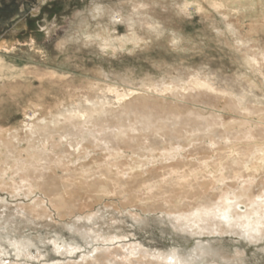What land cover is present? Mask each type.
<instances>
[{
	"label": "rangeland",
	"instance_id": "obj_1",
	"mask_svg": "<svg viewBox=\"0 0 264 264\" xmlns=\"http://www.w3.org/2000/svg\"><path fill=\"white\" fill-rule=\"evenodd\" d=\"M187 1L0 0V38L17 41L14 50L0 51L2 263L129 264L124 245H130L140 251L130 255L132 264L147 259L155 263L161 260V253L172 252H177L185 264H248L253 258L259 264L257 251L264 247V240L248 244L243 238L246 230L221 220L223 212L216 207L225 200L219 190L225 189L233 197L244 186L252 189L251 199L236 204V212L244 215L252 200L263 204L264 165L237 183L216 180L209 195L217 196L194 197L191 204L173 211L164 207L165 196L145 198L149 189L142 179L150 173L137 177L140 181L128 177L137 168L122 171L127 179L123 195L113 188L99 191L101 183L82 185L83 178L91 183L94 178L104 180L99 166L109 160L130 161L132 151L120 156L115 147L108 148L106 142L98 143L92 136L79 144L65 135L73 127L71 116L80 127L89 123L72 115L73 111L98 116L103 109H109L119 114L124 104L135 99V94L128 93L130 88L138 87L136 94L179 104L175 111L185 116L194 111L209 118L210 113H223L226 124L236 127L250 120L257 137L248 143L242 139L236 151L250 156L256 146H263L260 128L264 129V121L259 116L262 112L264 115V0H216L220 8L208 0ZM18 20L28 28L14 29ZM32 37L37 41L35 47L31 45ZM196 79L211 83L216 91L182 89ZM166 84L180 88L185 96L177 94L175 98L170 91L161 94ZM231 98L260 114L257 112L253 118L242 115L244 111L228 105ZM189 128L184 124L176 138L186 139ZM46 129L53 131L52 140L43 137ZM171 139L176 140L170 134L162 135L157 144L162 146L163 141ZM205 140L187 145L185 150L199 146L200 152H192L188 159L216 157V145ZM43 150L52 157L68 154L65 165L57 163L45 172L55 182L54 192L32 184L34 174L23 170V163L34 160ZM165 164L163 160L148 167L162 172ZM87 168L92 170L89 177L85 175ZM72 174H76L75 180L70 179ZM107 182L112 185V179ZM75 185L80 190L73 193L70 190ZM56 186L59 193H55ZM73 194L87 207L77 210L70 204L61 205V196L70 202ZM204 208H216L211 224L204 229L188 225L189 216ZM115 234L119 238L114 241L102 240ZM15 243L22 246L24 254H17Z\"/></svg>",
	"mask_w": 264,
	"mask_h": 264
},
{
	"label": "bare ground",
	"instance_id": "obj_2",
	"mask_svg": "<svg viewBox=\"0 0 264 264\" xmlns=\"http://www.w3.org/2000/svg\"><path fill=\"white\" fill-rule=\"evenodd\" d=\"M208 1H212L214 6L220 8V5L217 4L216 0H208ZM190 3L191 1L188 0L187 4ZM19 23L22 24L20 26L22 28L27 26L25 25L24 21L18 20V22L14 23L15 25L13 26V28ZM31 41H32L31 45L35 47V45L37 44L36 39L32 37ZM16 42L17 41H12V40L7 41L6 39H3L1 37L0 51L4 50L6 52H10L14 50L17 45ZM1 60L2 59L0 57V61ZM2 64L0 65V75H2ZM200 88L201 89L203 88L208 91H216V89L211 85V83L209 84L208 82H201L197 79L196 81H191V82L189 81L188 87H183L182 89L195 90ZM138 91H139L138 87L130 88V91L128 93L135 94L136 95L135 99L133 100V102H128L124 104V109L119 114L117 112L116 114H114L112 110L109 109L108 110L103 109L104 106L102 108L103 110L101 109L102 111L97 114L98 116L93 115L95 113L90 114L87 112H82V110L73 111L72 115L77 117H82L84 119V122L89 120L88 121L89 123L86 122L83 124L82 127H80L79 124L75 123L72 120L73 118L71 116L70 124L73 127L65 131L66 132L65 135L69 138L70 141L75 140L77 141V143L81 144V141L85 140L86 137L89 135L92 136L98 143L99 141L106 142L108 144L107 145L108 148L115 147L116 154H120V156H123L122 153H125L128 150L132 151V154L129 155L130 161L109 160V161H105L103 163V166H99V173H101L102 176L105 177L104 180L102 178L99 179L94 178L92 179L94 182L91 183L89 182V180L83 178L80 182L82 185L93 187L96 184L101 183L99 187V191L109 192L113 188L114 190L117 191L116 193L121 194L125 192V190L127 189L125 186L127 179L123 177L122 171L133 170L137 168L138 170L132 172L131 174L129 173L128 177L135 178V180L140 181V179H138L137 177H140V175L145 172L150 173L148 177L142 179V181H144L146 188L149 189V192L148 193L146 192L147 197L145 198L165 196L163 198L165 204L164 207L167 210L174 211L175 209L180 210L183 207V205L186 206L191 204V201L194 197L195 198L199 197V199L200 198L206 199V197H212L214 195L217 196L216 193L209 195V190L211 187H213L216 180L231 179L233 183H237V181H239L240 178H244L247 175H252L253 171L257 170V166H259L260 164L264 165V144L263 146H256L255 144L257 148L255 150L253 149V152L252 154L250 153L251 154L250 156L249 154H246L243 151L237 152L236 149L239 150V148H235L237 144H239L240 142L242 143V139H246V143H248V140L254 139L256 129L255 130L253 129L250 120L248 122L246 121L240 122L241 123L239 124L240 126L236 127L235 124H226L225 122L226 119L223 116V113L222 115L221 114L215 115L210 113L211 115L209 116L212 118H209L205 116L203 112L194 111L191 112V114L185 116L175 111V109L179 108V104L167 102L145 94H136L138 93ZM167 91H170L175 98H177V94H181L182 96H185V94L180 91V88H175L173 85L166 84L161 94L164 93L163 95H167ZM140 92H142V90H140ZM233 96H237V95L235 94ZM105 99L107 98H104V100ZM228 101H229L228 105L234 107L235 109H240V111L241 110L244 111V112L241 111L242 112L241 114L244 116L245 115L249 117L252 116L253 118V116L258 115V113L260 114V112H258L257 109L255 110V109H250L249 107H243L244 104L241 100L240 102L242 103H236V101L232 98ZM86 102L88 101L83 102V104ZM118 102L120 104V101ZM89 104L91 103L89 102ZM241 104H243V106ZM91 106L93 107V105ZM111 106L113 107V105ZM204 107H202V109ZM111 112L113 113V115L111 114L112 117L109 118L108 115ZM259 117L261 120L264 121L263 112ZM83 119H81L80 122L83 121ZM184 124L190 126V128L187 129L188 132L190 131V134L186 136V139L184 140L180 138L178 139L176 137H178V133L180 132V129ZM257 130H259V128ZM260 131H261L260 134L264 137V129L262 128L261 130L260 128ZM168 134H170L176 140L173 139L169 141L165 140L163 141V143L164 142L165 143L162 146H159L157 144L159 141L158 139L161 138L162 135L166 136ZM151 135H154V137L151 138L150 137ZM43 137L47 138L48 140H52L53 131L46 129L45 133L43 134ZM201 139L202 140L208 139L211 145H216V148H213L217 150L216 157L194 156L193 159H188V155L191 154L192 152L200 153L198 152L197 149L199 146L193 147V149H189V150H185V148L189 143L194 144ZM110 153L113 154L114 152H110ZM65 157H68V154L65 152L63 155L52 157L46 153V150H43L39 156L34 158V160L28 162L25 161V163H23V170L27 171V173L34 174L35 176L34 180L36 181L33 180L31 182L32 184L38 185L39 188L41 189H47L48 191L54 192L53 186L55 185V182H52L51 176H46L45 172L52 170L55 166L58 165L57 163L60 162L63 163ZM163 160L166 161L167 164L164 165L165 170L162 172L154 171L155 170L154 168L148 167V165L150 164H154L155 162L163 161ZM127 163L128 165L122 168V165H126ZM63 164L65 165V163ZM114 167H116L117 170H115ZM91 173H92L91 168H87L85 175L89 177ZM75 177L76 174L70 175L71 180L72 179L75 180L76 179ZM261 178H264V176L263 177L261 176ZM109 179H112V185L107 182ZM120 183L124 185L120 186ZM77 190H80V187L75 185L72 187L70 191L74 193V191ZM218 192L219 193L221 192L220 194L222 193L225 194L224 195L225 200L221 204H218L216 208L219 210V212H223V214L227 215L228 217L227 223L229 226L233 227L240 225L246 230L245 231L246 233H250L253 236L256 235L255 233L258 234L261 233V229L264 228V199L261 200L263 201L262 202L263 204L258 202V200L257 201L252 200L253 204L251 205V207L245 212L244 215L241 216L239 212L235 211V205L241 204L246 199H249L252 195V189L250 187L244 186L239 191L235 192L233 197L230 196L228 192L225 191V189H222L221 191L219 190ZM55 193H59L58 186H56ZM74 195L77 194H73V196ZM81 195L82 193L79 194V196ZM67 199L68 198H66L65 196H61L59 202L61 203V205L70 204V206H73L77 210H82L83 208L87 207L85 201L82 202L80 199H77L75 196L73 197V201L68 202ZM130 199L131 198L129 197L128 200ZM233 199L236 200L235 203H232ZM74 200L77 202H74ZM128 200H126V202H130ZM173 201H176V203L173 204ZM145 202L147 203V200H145ZM200 203H202V201ZM153 205H155V203H153ZM216 208L197 209L196 212L192 215V217L189 216L188 225L197 227L199 229H204L206 226H208V224H211L210 223L211 221H213V217H215L214 215L216 214L215 213ZM235 212L237 216L234 215ZM117 238H119V236L115 234V236H111V237H102V240L114 241ZM14 245L17 248V254L21 255L25 253V250L18 243H15ZM124 246H125L124 248L128 251L129 254L128 256L129 264H132L130 262L131 261L130 255H133L135 253L138 254L140 253V251L134 250L130 245H124ZM117 251L121 252L120 249H118ZM101 257H106V256H101ZM160 258L161 260L159 261L156 260L155 263L147 259L145 261H142L140 264H185L186 263L184 259H182L178 255L177 252H172L171 254L161 253ZM111 260H114L116 263H118V260H115V258H111ZM123 260H125V258H122V261ZM2 262L0 259V264H4Z\"/></svg>",
	"mask_w": 264,
	"mask_h": 264
},
{
	"label": "snow or ice",
	"instance_id": "obj_3",
	"mask_svg": "<svg viewBox=\"0 0 264 264\" xmlns=\"http://www.w3.org/2000/svg\"><path fill=\"white\" fill-rule=\"evenodd\" d=\"M220 219L227 222L228 217L226 214H222ZM243 238L248 244H254L257 239L264 240V228L261 229V233L258 236H253L250 233H246ZM77 250L79 251V249ZM257 254L260 256L259 264H264V247L258 249ZM248 264H257V261L253 258L252 260H249Z\"/></svg>",
	"mask_w": 264,
	"mask_h": 264
},
{
	"label": "water",
	"instance_id": "obj_4",
	"mask_svg": "<svg viewBox=\"0 0 264 264\" xmlns=\"http://www.w3.org/2000/svg\"><path fill=\"white\" fill-rule=\"evenodd\" d=\"M0 23L2 24V20L0 21ZM19 24L14 27L16 30H19L20 28H22V27H20L22 24L21 23H19Z\"/></svg>",
	"mask_w": 264,
	"mask_h": 264
}]
</instances>
